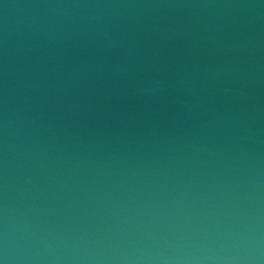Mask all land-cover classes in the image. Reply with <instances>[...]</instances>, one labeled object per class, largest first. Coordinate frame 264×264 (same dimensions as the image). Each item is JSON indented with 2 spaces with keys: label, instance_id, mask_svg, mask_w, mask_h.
<instances>
[{
  "label": "water",
  "instance_id": "obj_1",
  "mask_svg": "<svg viewBox=\"0 0 264 264\" xmlns=\"http://www.w3.org/2000/svg\"><path fill=\"white\" fill-rule=\"evenodd\" d=\"M3 264H264V0H0Z\"/></svg>",
  "mask_w": 264,
  "mask_h": 264
},
{
  "label": "clouds",
  "instance_id": "obj_2",
  "mask_svg": "<svg viewBox=\"0 0 264 264\" xmlns=\"http://www.w3.org/2000/svg\"><path fill=\"white\" fill-rule=\"evenodd\" d=\"M0 264H3V261H0Z\"/></svg>",
  "mask_w": 264,
  "mask_h": 264
}]
</instances>
